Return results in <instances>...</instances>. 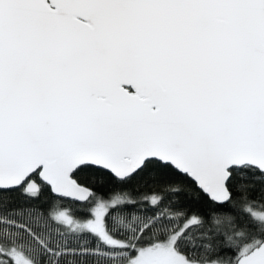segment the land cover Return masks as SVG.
Wrapping results in <instances>:
<instances>
[{
    "label": "snow or ice",
    "instance_id": "1",
    "mask_svg": "<svg viewBox=\"0 0 264 264\" xmlns=\"http://www.w3.org/2000/svg\"><path fill=\"white\" fill-rule=\"evenodd\" d=\"M0 264H264V0H0Z\"/></svg>",
    "mask_w": 264,
    "mask_h": 264
}]
</instances>
